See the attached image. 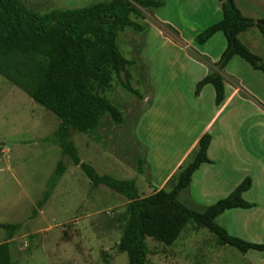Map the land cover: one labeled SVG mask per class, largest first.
Segmentation results:
<instances>
[{"label": "rangeland", "instance_id": "1", "mask_svg": "<svg viewBox=\"0 0 264 264\" xmlns=\"http://www.w3.org/2000/svg\"><path fill=\"white\" fill-rule=\"evenodd\" d=\"M103 0H20L28 9H79ZM158 9L140 10L141 33L124 30L117 44L128 61L130 84L138 96L114 80L106 98L123 113L120 125L108 117L91 134L70 131L84 163L100 175L134 180L139 197L169 191L189 163L198 139L213 138L202 165L179 202L201 212L226 198L246 178L252 189L249 210L234 209L216 224L231 236L264 245V75L238 57L218 71L225 49L222 34L205 44L196 38L221 19L217 0H156ZM243 16L264 20V0H234ZM247 49L264 61V38L253 28L239 35ZM218 73L225 102L245 100L242 116L215 118L211 85L195 96L197 83ZM232 117V116H230ZM58 120L25 93L0 77V224H19L9 241L11 264H127L117 244L127 221L126 199L99 186L92 188L70 159L50 140ZM142 161V172L138 171ZM58 161L66 166L45 206L32 213L47 189ZM5 232L0 229V243ZM146 264H262L264 252L239 253L219 246L204 228L188 223L171 246L147 239Z\"/></svg>", "mask_w": 264, "mask_h": 264}, {"label": "trees", "instance_id": "2", "mask_svg": "<svg viewBox=\"0 0 264 264\" xmlns=\"http://www.w3.org/2000/svg\"><path fill=\"white\" fill-rule=\"evenodd\" d=\"M217 1L221 19L207 27L196 42L205 44L220 33L225 39V49L216 63L218 71L238 57L264 75L263 59L239 40L240 34L253 28L264 38V20L243 16L234 0ZM160 6L161 2L156 0H103L79 9L55 8L38 13L26 8L20 0H0V77L58 120L50 140L81 171L92 188L102 186L126 199L128 217L117 249L126 255L127 264H146L150 254L147 239L171 246L188 223L206 229L219 246H229L241 254L264 252V245L231 236L215 222L226 211L255 207L243 199L252 186L249 177L226 198L201 212L188 209L178 200L179 194L190 186L195 172L211 163L207 156L212 141L210 134L204 133L198 139L192 160L179 170L171 189L147 197H139L134 180L98 174L81 161L70 140L71 130L91 134L105 117L116 125L122 123V111L106 98V92L111 90L114 80L125 92L135 96L138 92L130 84L128 61L118 48V35L127 29L141 33L143 27L136 21L143 18L140 10ZM206 85L213 87L214 105L220 107L225 100L222 77L215 72L201 79L196 85V97ZM65 171V164L58 161L33 214L48 202ZM138 171L142 172L141 160ZM19 227V224H0L5 232L0 243V264H11L9 241Z\"/></svg>", "mask_w": 264, "mask_h": 264}, {"label": "crops", "instance_id": "3", "mask_svg": "<svg viewBox=\"0 0 264 264\" xmlns=\"http://www.w3.org/2000/svg\"><path fill=\"white\" fill-rule=\"evenodd\" d=\"M243 103H247V101L240 100L239 102H234V99H231L229 101V103H228V101L225 102L223 104V107L221 109H219L218 112L216 113L215 118H217V117L219 118L220 116H224L222 120L226 124H229V120L236 121L238 119V117L242 116V114H243V111H242V109L244 107L242 105ZM230 116H232V117H230ZM210 161H211L210 164H212V160H210ZM210 164H208V165H210ZM251 189H252V186H251ZM248 192L243 194V198Z\"/></svg>", "mask_w": 264, "mask_h": 264}]
</instances>
